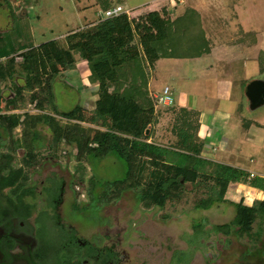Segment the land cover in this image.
I'll return each instance as SVG.
<instances>
[{"label": "rangeland", "instance_id": "1", "mask_svg": "<svg viewBox=\"0 0 264 264\" xmlns=\"http://www.w3.org/2000/svg\"><path fill=\"white\" fill-rule=\"evenodd\" d=\"M182 1L178 8L176 0H107L109 9L121 6L134 20L157 12L162 18L173 21L186 8H192L199 14L202 29L214 49L213 58L219 60L221 57L225 62H229L232 79L243 80L239 85H234V91L238 88L240 94L237 115L244 120L243 129H247V141L242 155L245 160L253 156L255 162L247 164L229 158H225L224 162L233 164L236 168L241 166L254 175H264V101L254 106L246 94L249 84L264 83V69L259 71L257 61L259 53L264 51V0ZM104 10L99 0H10L8 3L0 0V47L8 51H21L30 45L35 47L50 40L60 41L73 31L91 29L103 17ZM182 53H186V50L183 49ZM20 61L16 56L15 69H18ZM204 63L162 59L155 66H150L145 62V93L151 103L153 96L161 95L166 86L173 98L172 107L190 105L192 100H184L182 94L195 90L192 80L202 69L208 67L209 62ZM88 75V66L76 57L75 66L57 76L53 83V93L54 102L60 111L68 112L80 106L85 112V117L90 118L97 96L96 86L89 83ZM14 79L17 81L16 76ZM19 83L23 84V81L19 80ZM213 85L215 82L211 80L203 92L213 95ZM0 91L5 96L10 95L11 81L0 83ZM30 94L25 91L21 108L7 114H38L39 111L29 101ZM152 105L155 111L167 109L161 104ZM46 111L52 112L50 109ZM164 113L168 116H165L164 121L156 125L153 131L156 130L158 137L164 141L162 144L166 146L173 143L175 138L171 133L173 115ZM217 121L220 123L219 117ZM83 126L94 127L89 123H83ZM152 128L153 126L151 131ZM38 132L40 138L37 143L41 142L43 145L37 149L35 164L27 168L26 172L36 173L32 178L37 183L54 171L62 175L66 184L59 215L71 221L81 238L106 233L112 241H120L117 247L121 252L119 264H264V225L260 227L261 235L257 239L258 221L253 224L250 236H240L234 229L228 235L210 231L212 226L228 224L235 217V208L229 202L237 203L242 200L243 204L248 206V198L253 200L252 205L256 200L255 196H260L254 190L248 189V184L230 183L224 198L228 203L214 205L205 211L194 207L198 200L205 197L203 189L194 188L189 184L178 200L168 201L162 209L143 207L137 202L135 192L127 190L119 199L109 202L103 209L102 216L106 218L108 228L105 231L102 227H93L99 222L96 197L100 187L104 186L103 183L124 177L123 162L113 155L90 161L86 159L81 161L83 169L77 172L75 149L61 145L53 155L47 148L51 138L49 131L39 126ZM21 134V127H17L12 136L19 140ZM1 143L3 145L0 147V153H7L11 145L9 138H3ZM217 146L219 154L222 150L224 152L223 144L219 146L218 143ZM23 153L21 149L13 152L12 165L15 168L22 166ZM211 156V152H207L204 158L209 159ZM91 179L94 182L90 183ZM79 181L84 185L79 184ZM88 183L94 197H90L87 205L82 202L86 200L85 189ZM71 190L78 193L77 202L81 203L72 200ZM58 193L56 188L50 199L57 197ZM200 222L204 226L202 232H197L195 228ZM42 225V233L55 239L56 246L59 241L56 235L59 233L55 230L53 222L44 219ZM89 225L92 227H84ZM59 254L61 260L66 256L60 251Z\"/></svg>", "mask_w": 264, "mask_h": 264}, {"label": "trees", "instance_id": "2", "mask_svg": "<svg viewBox=\"0 0 264 264\" xmlns=\"http://www.w3.org/2000/svg\"><path fill=\"white\" fill-rule=\"evenodd\" d=\"M99 2L104 11L109 9L107 0ZM210 46L199 14L186 8L173 21L157 12L137 20L121 14L99 20L91 29L68 33L60 41L30 45L21 51L0 47V83L11 81L10 95L0 91V147L3 138L11 142L8 152L0 153V188L10 187V194L18 198L34 195L26 169L35 164L37 149L43 145L37 143L38 127L43 126L50 133L47 148L53 155L61 145L75 149L77 172L83 169L81 161L86 159L113 155L123 162L124 177L100 187L106 191V204L132 190L143 207L162 209L168 201L178 200L187 184L203 189L205 197L194 207L204 211L228 203L224 198L230 183L248 184L264 195V175H252L247 170L204 158L199 118L193 111L173 105L164 108V112L173 115L171 133L175 139L166 146L150 141L151 127L163 111H155L145 93V62L152 66L160 59H193L208 53ZM183 49L186 53H182ZM16 56L21 59L18 69ZM76 57L86 63L87 79L96 86L97 99L88 119L82 107L64 112L54 102V80L62 71L75 66ZM257 61L259 71H263L264 51ZM25 91L31 93L29 101L39 113L7 114L21 108ZM83 123L94 127L85 128ZM17 127L22 132L19 140L12 136ZM17 149L24 153L22 166L15 168L13 152ZM96 199L98 203L99 196ZM229 203L235 208V217L228 224L212 226L210 231L228 235L234 229L240 236H250L258 221V239L264 225V198L251 206L244 205L242 200ZM203 226L198 223L195 231L202 232ZM67 262L61 257L58 261Z\"/></svg>", "mask_w": 264, "mask_h": 264}, {"label": "flooded vegetation", "instance_id": "3", "mask_svg": "<svg viewBox=\"0 0 264 264\" xmlns=\"http://www.w3.org/2000/svg\"><path fill=\"white\" fill-rule=\"evenodd\" d=\"M35 174H28L29 186L34 191L32 196L18 198L10 194V187L0 188V264H56L60 258L59 251L66 255L68 264H119L121 252L117 247L120 241H112L106 233L81 238L71 221L59 215L66 184L63 176L54 171L37 183L32 178ZM79 184H83L82 181ZM56 188L58 196L50 199ZM71 192L72 200L81 203L77 202L78 193L75 190ZM98 196L99 222L93 227L99 226L107 231V220L102 216L106 207V191L99 189ZM90 197L88 183L86 200L82 203L88 205ZM44 219L51 220L59 233L56 235L57 240L59 238L56 246L55 239L42 233Z\"/></svg>", "mask_w": 264, "mask_h": 264}, {"label": "crops", "instance_id": "4", "mask_svg": "<svg viewBox=\"0 0 264 264\" xmlns=\"http://www.w3.org/2000/svg\"><path fill=\"white\" fill-rule=\"evenodd\" d=\"M176 1L178 2L176 6L179 8L178 5H181L183 1ZM172 8L173 6L170 7V9ZM224 52L225 51H223V53ZM213 57L214 49L212 46H210V51L201 57L193 59H181L202 63L209 62V65L208 67L206 66V69H202V71L193 78L192 81L194 83L195 90H189L185 94H182L184 100H192L191 104L180 107L178 106L177 108H185L195 112L198 115L200 124L199 137L204 142L205 147L203 156H205L207 152H211L212 156L211 158L208 157L209 160L232 167H234L233 164L224 162L225 158H229L231 160L233 159L236 162L243 161L244 163L246 162L247 164H250L251 162H255L253 156H250L249 159L245 160L243 159L245 156L242 155L244 145H246L247 141V129H243L242 124L244 120H242V118L237 115L238 109L240 107L239 90L237 88L236 91H234V85H239L243 80L238 81V79H232L229 73L230 63L225 62L221 57L219 60H215ZM211 80L215 82V85H213V90H215V93L213 95L203 92L205 87H207L208 82H211ZM165 116H168V114H165L164 111L159 114L156 123L152 125V135H150V140H153V142L161 146H164V144H162L164 141H162L161 137H158L156 130L154 132L153 129H155L156 125L160 124V122L164 121ZM218 117L220 119V123L217 121ZM223 120L224 122L222 123L221 121ZM218 143L219 146L223 144L224 149V152L222 150L220 154L217 146ZM239 168L244 169L241 166H239ZM261 176H263V174ZM247 188L254 190L258 193V195H260L258 197L255 196L254 199L262 200L264 198V195L260 190L251 187ZM248 199L250 201V204H248L249 206L253 200L251 198Z\"/></svg>", "mask_w": 264, "mask_h": 264}, {"label": "built area", "instance_id": "5", "mask_svg": "<svg viewBox=\"0 0 264 264\" xmlns=\"http://www.w3.org/2000/svg\"><path fill=\"white\" fill-rule=\"evenodd\" d=\"M121 14H126L129 18H131L129 15L128 11L123 10V8L121 6H115L114 8L108 9L106 11L103 12V17L100 18V20H104V19H108V18H114L117 17ZM152 103H154V105L158 104V105H163L166 107H169L171 105H173V98L171 96L170 90L168 87H164L162 90V94L161 95H154L152 98ZM252 176V175H251Z\"/></svg>", "mask_w": 264, "mask_h": 264}, {"label": "water", "instance_id": "6", "mask_svg": "<svg viewBox=\"0 0 264 264\" xmlns=\"http://www.w3.org/2000/svg\"><path fill=\"white\" fill-rule=\"evenodd\" d=\"M246 94L254 106L262 104L264 101V83L253 82L249 84L246 88Z\"/></svg>", "mask_w": 264, "mask_h": 264}]
</instances>
